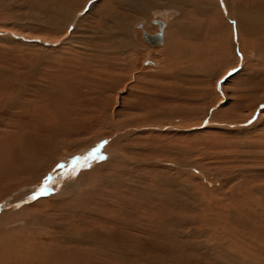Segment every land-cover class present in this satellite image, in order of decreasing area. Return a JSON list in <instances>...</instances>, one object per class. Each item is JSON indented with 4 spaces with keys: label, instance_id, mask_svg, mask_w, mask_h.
<instances>
[{
    "label": "rangeland",
    "instance_id": "rangeland-1",
    "mask_svg": "<svg viewBox=\"0 0 264 264\" xmlns=\"http://www.w3.org/2000/svg\"><path fill=\"white\" fill-rule=\"evenodd\" d=\"M157 1L0 0V264H264V26L240 45L228 14L264 0Z\"/></svg>",
    "mask_w": 264,
    "mask_h": 264
},
{
    "label": "bare ground",
    "instance_id": "bare-ground-1",
    "mask_svg": "<svg viewBox=\"0 0 264 264\" xmlns=\"http://www.w3.org/2000/svg\"><path fill=\"white\" fill-rule=\"evenodd\" d=\"M149 1V0H148ZM155 1V0H154ZM165 1H167L166 2V4H169L170 2V0L168 1V0H165ZM225 0H223V2H224ZM124 3V4H126V5H131V4H133V2H134V0H121V3ZM138 2H141V0H135V4H136V6H135V8L137 9V11L139 12V10L140 11H142V10H148V8H149V10L150 9H152L153 8V6L155 7V8H157V7H159L160 6V3L158 2V4H155V3H150V4H148V7L147 6H141L140 8H138ZM117 3V2H116ZM140 4H142V2L140 3ZM247 4V3H246ZM230 5V4H229ZM133 6V5H132ZM221 6V5H220ZM229 7V6H228ZM224 8V7H223ZM167 9V8H166ZM231 10L232 9H229V15L231 16L230 18H234V20L236 21L237 20V22H238V24L237 23H235V24H237V26H236V29H237V38H236V40H237V42H241L240 43V45H242V41L244 40V38H246V37H248V39H253V41H258V36L260 37V35L262 34L261 33V31H262V28H263V26H264V5H261L260 3H254V5H246L245 6V9H241V10H239V11H235L234 9H233V11L231 12ZM145 11V12H146ZM234 22V21H233ZM158 23V22H157ZM158 24H160V26H161V28H159L160 29V31H161V37H158V35L156 34V35H152V36H155V37H158V39L160 38V40H158V42L157 41H153L152 39H149V40H146L148 43H150V44H152V45H162L163 44V41L165 40V33H164V31H165V29H164V26L166 27V24H164V23H158ZM225 28V27H224ZM264 31V30H263ZM259 32H260V34H259ZM232 33H233V30H232ZM145 34H147L146 32H145ZM144 34V39H146V35ZM234 34V33H233ZM232 34V36H235V35H233ZM147 35H149V34H147ZM167 35V34H166ZM151 36V35H150ZM236 37V36H235ZM234 37V38H235ZM264 38V37H263ZM156 39V38H155ZM235 40V41H236ZM231 41H233V37L231 38ZM259 43V42H258ZM236 44H238V43H236ZM260 45V44H259ZM261 48V47H260ZM242 50V49H241ZM257 53L259 54V55H262V56H264V46H263V48L262 49H260V51H257ZM261 56V57H262ZM52 101H54V100H51V102ZM54 103H55V101H54ZM69 110V109H68ZM90 110V109H89ZM66 111V110H65ZM211 114V113H210ZM94 116V115H93ZM92 115H91V113H88V122H90L89 120L90 119H92V117H93ZM69 118V117H68ZM94 118V117H93ZM245 118V117H244ZM100 120V119H99ZM249 120H250V118H249ZM217 121V120H216ZM162 122V121H161ZM245 122V121H244ZM243 122V123H244ZM83 123H85V120H84V122ZM144 123H146V124H144ZM165 123V122H164ZM233 123V122H232ZM126 124H127V122H126ZM157 124H159V123H155V124H152V123H150V122H142V123H138V124H131V126H129L128 128H133L134 130L132 131V133H134L135 135L137 134V133H140V132H143V130L145 131L146 129H147V126H150V125H152L151 127H155V126H158ZM230 124V123H229ZM240 124V123H239ZM86 125V124H85ZM125 125V124H124ZM195 125V124H194ZM196 125H198V124H196ZM127 126V125H126ZM170 126V125H169ZM116 127V126H115ZM119 127V126H118ZM113 128V127H112ZM130 128V129H131ZM139 128H141V130L139 129ZM157 128H159V127H157ZM121 129V128H120ZM123 129V128H122ZM126 129V128H125ZM160 129H161V126H160ZM168 129H170V130H172L173 128L172 127H169ZM175 129V128H174ZM118 130V129H117ZM128 130V129H127ZM126 130V131H127ZM148 130V129H147ZM176 130V129H175ZM120 131V130H119ZM118 131V132H119ZM122 131V130H121ZM130 131V130H129ZM128 131V132H129ZM169 131V130H168ZM116 132V131H115ZM123 132V131H122ZM149 132V131H148ZM71 133H72V131H71ZM144 133V132H143ZM73 134V133H72ZM120 134V133H119ZM130 134V133H129ZM69 135V134H68ZM80 135V134H79ZM140 135H141V133H140ZM65 136V135H64ZM70 136H75V134L74 135H70ZM125 136H127V135H125ZM129 136V135H128ZM90 137H97V136H95V135H90ZM101 138V137H100ZM90 139L91 138H89V141H90ZM103 139V138H102ZM114 139H116V137L114 138ZM118 139V138H117ZM129 139V138H128ZM49 140V139H48ZM93 140V139H92ZM89 141L87 140V141H84V142H79V143H77V144H72V145H70V147L69 148H72L73 149V152H74V154H75V152H79V153H81V149L83 148L82 147V145H84V143H86V142H88L87 144H89ZM101 141V140H100ZM47 142V141H46ZM46 142L44 141V140H42L39 144H32L33 146H32V150H33V153H34V155H35V157H34V161L36 162V163H34V167L32 168V165H31V163L29 164V165H27V166H25L24 168H23V171L26 173V174H33V173H35V175L37 174V175H39V172L41 171V168H42V171L51 163V161L53 162V158H52V155H48L49 153V151H51V147L50 148H48L47 147V144H46ZM75 148H76V150H75ZM87 148V146H84V150ZM109 148V147H108ZM71 149V150H72ZM31 150V149H30ZM56 150H57V148H56ZM122 151V150H121ZM54 152V151H53ZM125 152V151H124ZM83 154V153H82ZM111 155H113V153L111 154ZM114 155H116V154H114ZM113 155V156H114ZM118 155V154H117ZM116 155V156H117ZM123 155V154H122ZM121 155V156H122ZM70 156V155H69ZM112 156V157H113ZM54 157H56V156H54ZM26 158V157H25ZM52 158V159H51ZM113 158H115V157H113ZM121 158H123L124 159V157H121ZM126 158V157H125ZM119 160H121L120 158H119ZM23 161V160H22ZM18 162H20V159H18ZM55 162H56V160H55ZM120 162V161H119ZM124 161H122V162H120V163H123ZM128 162V161H127ZM21 163V162H20ZM17 164V163H16ZM23 164V163H22ZM124 164V163H123ZM128 164V163H127ZM22 167V166H21ZM32 168V169H31ZM44 168V169H43ZM33 170V171H32ZM21 172V171H20ZM42 173V172H41ZM169 181H170V179H169ZM171 182V181H170ZM67 186V185H66ZM69 186V185H68ZM176 186V185H175ZM176 188V187H175ZM177 188H178V186H177ZM179 189V188H178ZM177 190V189H176ZM175 190V191H176ZM183 190V189H182ZM188 190V189H187ZM73 191V190H72ZM72 191L71 192H69L70 194L69 195H71V193H72ZM186 191V190H185ZM74 192V191H73ZM168 193V192H167ZM177 194V193H176ZM176 197V196H175ZM174 196L172 197V198H175ZM163 198V197H162ZM161 198V199H162ZM165 198V197H164ZM166 198H167V196H166ZM165 198V200H168V199H166ZM179 198H180V196H179ZM178 199V198H177ZM173 201L175 202V200L173 199ZM178 201V200H177ZM181 201V200H180ZM169 202H170V200H169ZM168 202V203H169ZM179 202V201H178ZM171 203V202H170ZM176 203V202H175ZM180 204V203H179ZM183 204V203H182ZM168 205H170V204H168ZM175 207H176V205H175ZM174 207V208H175ZM180 207H181V205H180ZM170 208V207H169ZM168 208V209H169ZM170 210V209H169ZM172 211V210H171ZM172 212H174V211H172ZM177 213H179V212H177ZM171 214V213H170ZM174 214H176V213H174ZM174 217H176V215L174 216ZM171 218V217H170ZM182 219L183 218H181V221H182ZM107 220V219H106ZM180 220V219H179ZM175 221H178V218H177V220H175ZM194 221V220H193ZM168 222V221H167ZM182 222H184V221H182ZM190 222H191V220H190ZM171 224V223H170ZM193 224V223H192ZM165 225H166V223H165ZM184 225V224H183ZM170 227L172 226V225H169ZM180 227L182 226L181 224L179 225ZM184 226H188L187 225V223L185 222V225ZM131 228H132V226H130ZM176 227H178V226H176ZM176 227H174L175 229H176ZM183 227V226H182ZM189 227V226H188ZM180 229V228H179ZM178 230V229H177ZM181 230V229H180ZM194 232V231H193ZM178 233V232H177ZM204 233V232H203ZM181 234V233H180ZM191 234V233H190ZM51 236V237H53L52 235H51V233L50 234H48L47 236ZM89 235H92V234H89ZM193 235V234H192ZM206 235H207V233H206ZM50 236H49V238H50ZM55 236V235H54ZM200 236V235H199ZM66 237V236H65ZM69 237H71V235L69 236ZM79 238H76V237H72V238H64V237H62V239H57V238H55V237H53V242H55V243H57L58 245H60V246H63V245H66V246H70V245H73V244H75L76 246H78V247H87V248H89V249H94V250H96V249H104V250H107V251H109V253H111V254H115L116 256L115 257H118L117 259L118 260H121V261H124V254L122 253V252H120V248H118V245L116 246H113L112 245V243H111V240L113 239V236L109 239V241L110 242H107V243H105V241H103L101 238H99L100 236H98V237H94V238H84V237H80V236H78ZM187 237H189V236H187ZM192 238V237H191ZM190 238V239H191ZM194 238H196V237H194ZM104 239V238H103ZM117 239V238H116ZM181 239V238H180ZM186 239V238H185ZM189 239V238H188ZM197 239V238H196ZM200 239V238H199ZM211 239V238H210ZM237 239V238H236ZM114 240V239H113ZM48 241V240H47ZM183 242H184V240H183ZM45 243V242H44ZM208 244L210 243V242H207ZM41 244V243H40ZM185 244V243H184ZM54 245V244H53ZM202 245V244H201ZM224 245V244H223ZM40 246V245H39ZM46 246V245H45ZM183 246V245H182ZM252 246V245H251ZM195 247V246H194ZM53 248V247H52ZM193 248V247H192ZM196 248V247H195ZM194 248V249H195ZM201 248V247H200ZM200 248H199V250H200ZM204 248V247H203ZM203 248H202V250H203ZM220 248V247H219ZM221 249V248H220ZM219 249V250H220ZM255 249V248H254ZM87 250V249H86ZM118 250H119V252H118ZM188 250H189V248H188ZM198 250V249H197ZM36 251V250H35ZM98 251V250H97ZM191 251V250H190ZM195 251V250H194ZM209 251V250H208ZM51 252V251H50ZM100 252V251H99ZM105 252V251H104ZM38 253V252H37ZM107 253V252H106ZM118 253H120V254H118ZM216 253H218V252H216ZM221 253V252H220ZM42 254V253H41ZM198 254V253H197ZM201 254V253H200ZM204 254H206V253H204ZM210 254H211V252H210ZM113 256V255H112ZM15 257V256H14ZM40 257V256H39ZM125 257H126V253H125ZM181 258H183V257H181ZM189 258V257H188ZM231 258V257H230ZM34 259V258H33ZM180 259V258H179ZM211 259V258H210ZM209 259V260H210ZM222 259V258H221ZM223 259H224V257H223ZM13 260V259H12ZM169 260V259H168ZM150 261V260H149ZM191 261V260H190ZM223 261V260H222ZM225 261V260H224ZM238 261V260H237ZM184 262V261H183ZM216 262V261H215ZM219 262V261H218ZM227 262V261H226ZM231 262H232V260H231ZM230 262V263H231ZM149 263V262H148ZM221 263V262H220ZM36 264V263H35ZM82 264H92V261H90V263H89V260L88 259H86ZM96 264V263H95ZM109 264V263H108ZM218 264V263H217ZM239 264V263H238Z\"/></svg>",
    "mask_w": 264,
    "mask_h": 264
},
{
    "label": "snow or ice",
    "instance_id": "snow-or-ice-1",
    "mask_svg": "<svg viewBox=\"0 0 264 264\" xmlns=\"http://www.w3.org/2000/svg\"><path fill=\"white\" fill-rule=\"evenodd\" d=\"M101 148H102V145H98L92 151H90L85 157L78 158L76 161H74L72 164V171L75 172L77 167H80V168L88 167L89 166L88 161L106 159V157L101 153ZM49 186H50L49 182L46 180L43 186L40 188L38 195H44L45 193H47L49 190ZM35 198L36 197L34 196L33 199Z\"/></svg>",
    "mask_w": 264,
    "mask_h": 264
},
{
    "label": "water",
    "instance_id": "water-1",
    "mask_svg": "<svg viewBox=\"0 0 264 264\" xmlns=\"http://www.w3.org/2000/svg\"><path fill=\"white\" fill-rule=\"evenodd\" d=\"M161 34H162L161 31L159 33H157L158 37H161ZM145 35H146V39L145 40L152 39L153 41H157V42H158V40H160V38L158 39V37H155V36H152V35L150 36V35H147V34H145Z\"/></svg>",
    "mask_w": 264,
    "mask_h": 264
}]
</instances>
